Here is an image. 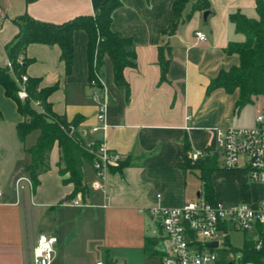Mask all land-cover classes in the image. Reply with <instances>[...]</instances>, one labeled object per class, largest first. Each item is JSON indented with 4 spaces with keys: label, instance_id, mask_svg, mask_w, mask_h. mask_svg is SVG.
<instances>
[{
    "label": "crops",
    "instance_id": "crops-1",
    "mask_svg": "<svg viewBox=\"0 0 264 264\" xmlns=\"http://www.w3.org/2000/svg\"><path fill=\"white\" fill-rule=\"evenodd\" d=\"M104 1L0 0V68L7 66L5 48L18 34L16 23L22 17L61 25L75 18L94 17ZM175 1L121 0V7L112 14V32L130 40L135 55L134 67L123 70L124 87L115 84L113 66L107 56L100 69L102 88L108 98L106 143L122 160L98 180L96 190L92 188L96 181L92 165L84 164L88 196L84 200L77 197L85 207L60 204L72 192V186L64 185L59 176L56 145L47 158L48 170L38 177L37 187L16 195L14 181L26 175L25 168L30 162L25 150L34 145L39 132L31 133L24 145L18 142L16 125L23 119L0 86V190L3 193L0 264H26L40 233L55 235L58 242V214L52 226L44 222L49 211L57 207L89 209L79 213L77 219L81 217L84 221L83 235L91 241L92 251L86 252L84 248L63 252L58 248L52 264H93L101 259V254L118 264L117 259L122 263V251L127 250L139 251L147 258L160 256L163 251L157 233L160 219L151 211L179 207L203 198L199 173L180 167L197 150L203 151L204 157L213 156L216 160V170L209 176L212 201L254 205L264 199V184L248 180L244 158L234 170L221 168L212 131L252 126L264 95L252 97L249 104L235 110L236 91L231 94L221 89L206 91L219 71L237 66V56L224 52L229 43L240 42L228 16L238 11L253 19L254 0H206L205 20H202L203 11H192L196 0H190L176 31L169 35L166 31ZM196 32L205 36L204 42L196 39ZM87 42L85 32H74L73 66L68 75L57 46L30 45L25 52V58L30 61L25 74L38 80V90L55 87L47 98L52 112L67 122L81 118L76 131L90 142L101 139L102 135L91 133V128L97 125V104L89 85ZM161 57L168 61L164 80ZM186 116L190 121L185 120ZM242 188L246 190L245 198L241 195ZM147 237L157 239L160 254L152 257L145 254ZM123 261L127 263L125 256Z\"/></svg>",
    "mask_w": 264,
    "mask_h": 264
},
{
    "label": "trees",
    "instance_id": "trees-1",
    "mask_svg": "<svg viewBox=\"0 0 264 264\" xmlns=\"http://www.w3.org/2000/svg\"><path fill=\"white\" fill-rule=\"evenodd\" d=\"M190 0H176L172 7V19L167 34L172 35L182 20V12ZM121 7V0H105L94 17L75 18L61 25L36 21L24 16L18 23V34L6 46L7 60L11 64V73L7 66L0 68V86L5 96L16 104L17 112L22 122L16 125L18 142L24 145L26 138L33 132H39L34 145L25 152L30 162L25 173L33 183V189L38 185L40 174L48 170L47 158L56 145L59 151L57 168L64 185H71L72 192L60 204L69 203L78 195L84 200L88 196L85 183L84 164L92 165L94 156L87 149V142L76 131L81 118H74L67 122L52 112L47 98L54 92L55 87L38 90L39 82L27 77L25 89L28 99L24 102L17 97L18 86L16 81L26 75L25 71L30 61L25 58L26 49L33 44L57 46L60 50V61L66 75L71 73L73 66V34L83 31L87 35V58L89 78L92 81L95 73L101 76V66L107 56L113 66L115 84L124 87L123 70L134 67L135 55L132 52V42L122 39L112 32V14ZM208 10L206 0H196L192 11ZM255 18L245 17L238 11L228 16L233 31L242 36V41L229 43L224 49L225 54L236 55L238 64L228 71H219L215 78L210 80L206 91L221 89L226 94L237 92L235 110L251 102V98L264 95V1L254 0ZM22 58V63L18 60ZM167 60L160 58L161 79H165ZM102 77V76H101ZM31 102H38L43 114L37 112ZM74 130L71 133V130ZM119 166V165H118ZM216 160L213 156L200 158L192 163L186 158L180 165L184 170H193L199 173L202 197L208 203L212 201V188L209 181L211 172L216 170ZM241 195L246 197V190L241 189ZM256 242H260L256 249ZM228 244L227 241H225ZM157 239L147 237L144 243L145 254L152 257L160 254L156 247ZM229 245V244H228ZM231 251H239L243 264H264V223L257 224L251 232H243V241L240 248L229 245ZM107 262V261H106ZM108 263V262H107Z\"/></svg>",
    "mask_w": 264,
    "mask_h": 264
},
{
    "label": "built area",
    "instance_id": "built-area-1",
    "mask_svg": "<svg viewBox=\"0 0 264 264\" xmlns=\"http://www.w3.org/2000/svg\"><path fill=\"white\" fill-rule=\"evenodd\" d=\"M196 39L205 41V36L195 33ZM18 63H22L19 58ZM11 73V64L7 63ZM26 75L16 81L18 86L17 97L24 102L28 99L25 89ZM92 99L97 104V125L91 128L92 134H101V139L89 142L86 149L93 154L92 168L96 181L92 184L94 190L99 188L98 180L108 172L111 167H116L122 158L119 154L110 151L106 143L108 125L106 122V108L108 98L102 88V77L95 73V78L90 81ZM32 107L43 114V109L38 102H31ZM186 121L190 117L186 116ZM73 129L71 133H73ZM215 146L221 157V168L234 170L239 160L246 162L247 178L250 182L264 184V102L256 110L253 125L247 128H214ZM204 152L197 150L189 154L192 163L204 157ZM16 195H23L26 189L32 190L33 183L28 175H22L14 181ZM3 193L0 190V199ZM68 204L75 207H84L86 204L79 197ZM151 214L159 216L160 238L163 251L160 255V264H243L239 251H231L227 241L230 230L251 232L255 225L264 223V199L259 204H223L220 202L208 203L203 198L194 202L183 204L179 207H163L152 209ZM215 242L214 247H209ZM228 242V241H227ZM57 237L52 234H38L35 244L29 252L26 264H52L55 257ZM260 242H256L257 249ZM93 264H107L104 260H97Z\"/></svg>",
    "mask_w": 264,
    "mask_h": 264
},
{
    "label": "rangeland",
    "instance_id": "rangeland-1",
    "mask_svg": "<svg viewBox=\"0 0 264 264\" xmlns=\"http://www.w3.org/2000/svg\"><path fill=\"white\" fill-rule=\"evenodd\" d=\"M255 14L251 16L254 18ZM239 41L242 40V36L238 34ZM34 136V134H33ZM90 141V142H96ZM195 197V196H194ZM68 204V203H67ZM85 207V206H84ZM58 208V207H57ZM55 208L54 210H50L49 213L46 215L45 224H49L50 226L53 225L54 219L56 218V214H58L59 226H58V242L55 245V250L61 249V251H75L81 250L85 248L86 252L92 251V244L91 241L85 239V235H83V228H84V221L81 217L77 219V215L82 213L83 211L89 209H75V208ZM82 208V207H80ZM84 213V212H83ZM75 218L77 219L76 221ZM73 219V220H72ZM35 233V231H34ZM160 234V229L157 232ZM227 241L228 244L233 248H240L243 241V232L240 230H230L227 233ZM164 244L167 242L162 239ZM127 259V263L123 261V257ZM91 258V256H88ZM101 260H107L110 262L105 255H100ZM118 260V264H159L160 263V256H155L152 258H147L139 251H122V263Z\"/></svg>",
    "mask_w": 264,
    "mask_h": 264
},
{
    "label": "water",
    "instance_id": "water-1",
    "mask_svg": "<svg viewBox=\"0 0 264 264\" xmlns=\"http://www.w3.org/2000/svg\"><path fill=\"white\" fill-rule=\"evenodd\" d=\"M206 16H207V12H203L202 13V20H205V18H206ZM199 196V194H197V197ZM215 242H211L210 244H209V247H214L215 246ZM160 249V248H159ZM109 264H114L113 262H109Z\"/></svg>",
    "mask_w": 264,
    "mask_h": 264
}]
</instances>
